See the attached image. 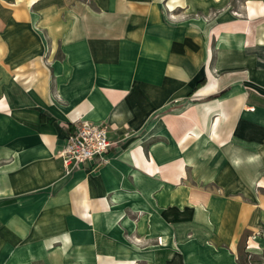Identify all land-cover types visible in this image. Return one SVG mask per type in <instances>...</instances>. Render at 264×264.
<instances>
[{
  "label": "crops",
  "instance_id": "1",
  "mask_svg": "<svg viewBox=\"0 0 264 264\" xmlns=\"http://www.w3.org/2000/svg\"><path fill=\"white\" fill-rule=\"evenodd\" d=\"M79 118L115 143L66 174ZM260 231L264 0H0V264H240Z\"/></svg>",
  "mask_w": 264,
  "mask_h": 264
},
{
  "label": "built area",
  "instance_id": "2",
  "mask_svg": "<svg viewBox=\"0 0 264 264\" xmlns=\"http://www.w3.org/2000/svg\"><path fill=\"white\" fill-rule=\"evenodd\" d=\"M113 143L115 142L110 140L106 125L79 118L73 122L57 157L61 160L64 172L69 174L84 162H105V155Z\"/></svg>",
  "mask_w": 264,
  "mask_h": 264
},
{
  "label": "rangeland",
  "instance_id": "3",
  "mask_svg": "<svg viewBox=\"0 0 264 264\" xmlns=\"http://www.w3.org/2000/svg\"><path fill=\"white\" fill-rule=\"evenodd\" d=\"M106 127H107V131H109V128L107 125H106ZM259 233L256 234V237H257V239H258V237L260 238V239H258V241L260 242V246H259V248L255 249L256 253L251 252V251H247L246 239L241 243V246L239 248V260H240V262L248 263V261L259 259L260 261H262L264 263V235L262 236L263 233L261 231Z\"/></svg>",
  "mask_w": 264,
  "mask_h": 264
},
{
  "label": "trees",
  "instance_id": "4",
  "mask_svg": "<svg viewBox=\"0 0 264 264\" xmlns=\"http://www.w3.org/2000/svg\"><path fill=\"white\" fill-rule=\"evenodd\" d=\"M203 83V80H201L200 82L197 83V86L198 85H201ZM240 264H244L243 262H241Z\"/></svg>",
  "mask_w": 264,
  "mask_h": 264
}]
</instances>
